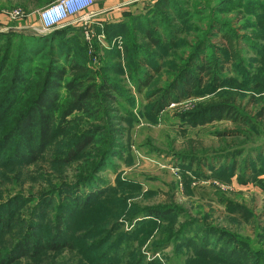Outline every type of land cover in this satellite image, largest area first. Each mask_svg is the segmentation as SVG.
Wrapping results in <instances>:
<instances>
[{
    "label": "rangeland",
    "instance_id": "1",
    "mask_svg": "<svg viewBox=\"0 0 264 264\" xmlns=\"http://www.w3.org/2000/svg\"><path fill=\"white\" fill-rule=\"evenodd\" d=\"M57 1L0 0V56L8 47L14 57L19 52L36 50L39 45L44 49L58 45V41L45 44L32 38L59 33L72 56L90 58L89 66L99 82L109 79L119 84L125 96L120 98V104L131 115L117 113L119 109L111 100L106 104L115 109L107 115L119 116L107 120L113 128L102 119L75 113L69 117L66 129L54 131L40 161L26 165L14 160L0 167V204L18 201L0 210L5 219L0 223L2 241L28 234L35 212L38 226L32 237L53 244L56 225L63 223L65 216L62 237L57 241L74 246L44 251L38 242L35 257L31 248L30 255L15 264H136L133 259L137 254L144 258L142 264H263L264 116L256 119L253 128L230 120L199 127L184 122L182 116L197 111L210 95L172 102L159 114H152L146 94L166 88L174 78L171 70L164 67L152 84L139 93L132 85L133 70L127 69L125 38L116 37L113 32L109 41L105 27L127 21L130 26L136 14L145 13L156 0H95L85 12L44 30L40 13ZM225 1L175 0L185 25L184 40L173 50L161 48L156 54L163 64L175 56L185 59L206 37L215 47L223 46L220 35H216L219 28L234 31L238 35L240 61L234 71L225 73L228 78L219 91L236 96L241 116L255 118L257 110L252 99L261 90L256 84L264 73V0ZM158 22L162 23V19ZM129 26L124 31L127 37H131ZM138 45L143 47L145 43L140 40ZM32 55L37 58L35 63L30 62L35 70L48 63L44 52L35 51ZM117 63L121 65L120 72L104 70L107 66L117 68ZM9 76L6 71L2 80ZM96 111L97 108L92 112ZM93 126L104 129L79 157L69 162L55 161L65 156L67 146L81 128ZM107 150L109 155L97 168ZM82 178L89 183L80 184V193L87 196L86 193L103 189V201H94L91 207L75 206L76 184ZM40 192H46L47 198L37 207ZM27 199L33 201L29 203ZM171 204L178 212L165 219L153 218L146 212L132 217L137 210H168ZM60 205H65L60 211L63 215H59ZM119 207L122 211L110 229L106 223L102 224L105 232L94 228L104 222L102 218L107 213ZM72 208L76 213L68 217ZM183 227V238L174 239L165 247L162 243L157 245ZM108 236L109 243L118 241L116 253L104 263L99 262L101 257L88 259L91 253L97 256L105 250L109 243L101 242Z\"/></svg>",
    "mask_w": 264,
    "mask_h": 264
},
{
    "label": "trees",
    "instance_id": "2",
    "mask_svg": "<svg viewBox=\"0 0 264 264\" xmlns=\"http://www.w3.org/2000/svg\"><path fill=\"white\" fill-rule=\"evenodd\" d=\"M227 1L229 0L225 2ZM148 9L145 13L136 14L130 26L127 25V21L108 25L105 30L109 41L113 39V32L116 33V37L123 35L125 38L123 45L129 54L127 69L129 71L133 70V73L129 72L132 85L139 93H143L152 84L164 67L167 66L171 70L174 78L166 88H163V90L157 88L151 94H146L151 113L154 115L159 114L172 102H180L190 97L210 95L202 102L204 105L197 111L183 115V121L190 123L192 127L203 126L216 120H230L246 126L250 125L252 128L255 127L256 119L258 120L259 117L264 116V73L256 84L261 87L258 92L259 95L256 93V96L252 99L253 108L257 110L255 118L241 116L236 104V96L230 94L229 91H219L222 83L228 78L225 73L234 71L235 66L240 61V51L237 48L238 35L232 30L226 32L219 28L216 35H220L219 39L222 41L223 46L215 47L206 37L205 40L195 46L187 58L182 59L175 56L171 61H166L163 64L156 52H159L161 48L173 50L178 42L184 40L185 25L180 20V6L175 4V0H156L154 5ZM200 11L203 12L202 9ZM160 19H162V23L158 22ZM128 26L130 27L131 37L124 34ZM32 39L45 41V44L58 41L59 44H51L46 49L39 45L36 50H30L25 54L19 52L14 57L12 56L11 47H8L0 56V167L12 164L14 160L26 165L40 161L51 144L54 131L66 129L69 126V117L75 113L83 114L93 120L102 119L106 122V126L113 128L112 123H108L107 120L119 116L107 115V112L115 109L106 104V101L111 100L116 103V107L119 109L117 113L131 115L120 104V98L125 96L119 88V84L109 79L99 82V78L89 66L90 58L81 57V59H78L72 56V53L66 47L63 35L50 33L44 37ZM139 39L145 43L143 47L138 45ZM185 42L188 44L187 38ZM115 49V53L118 52V48ZM35 51L44 52V59H49L48 63L44 62L42 68L38 71L30 63L37 61V58H33L32 55ZM131 51H134L132 56H130ZM216 51H219L220 54H216ZM117 65V68L111 69L107 66L104 70H118L115 72L118 73L122 68L120 63H117ZM6 71H9L10 76L2 80ZM96 108V113L92 112ZM93 113L95 114L93 115ZM90 115H93V117ZM103 129L100 126L81 128L80 134L67 146L65 156L63 158L58 157L55 161L69 162L79 157L84 148L92 143ZM189 140L192 141V139ZM111 150L112 146L110 147ZM108 151L104 152L100 158L97 168L105 162L109 155ZM91 175L89 179H92ZM88 183L85 178L77 182L75 196L78 200L77 203L75 202L76 207L80 208L82 205H84V208L85 206L91 207L93 204L90 203L99 199H101L100 201L104 200L105 191L103 189H98L94 193H86L87 196L80 193V184L85 185ZM46 195V192L39 193L37 207L44 202L43 200L47 198ZM32 201L33 199L26 200L29 203ZM17 202V200H12L0 204V210ZM171 205L172 208L168 210L159 207L137 210L132 214V217H138L140 213L146 212L153 218L165 219L167 215L178 212L177 207L174 208V205ZM64 206L60 205L58 207L59 215H63L60 211L63 210ZM73 210V208L69 210L68 217H72L76 213ZM121 211L122 208L119 207L117 211L107 213L102 218L104 222H101L99 226H94V228L104 231L106 226L102 227V224L106 223L107 228L110 229L118 220L117 214ZM64 217L61 219L63 223L56 225V233L53 236V239L56 240L53 244H50L40 237L36 239L32 237V231H35L38 226L35 221L36 213L33 212L28 234L15 240L14 237H11L9 239L3 238L2 241V237H0V264H15L23 257L29 256L31 248L32 257H35L38 251L36 246L38 242L43 245L44 251L46 249L51 251H60L66 248L74 249L72 243L57 241L58 239L61 240L62 237V227L66 222ZM3 222H5V219L0 215V223ZM108 229L106 235L109 234ZM184 230L185 227L177 231L173 237H167L157 245L162 243L164 245L162 247H165L174 239L183 238ZM110 237L108 236L102 240L101 245L106 242L109 243ZM117 242L116 240L110 241L105 250L97 256L91 253L88 259L94 260V258L101 257L99 262L104 263L105 259H109L116 253L118 249ZM124 254L126 255V249ZM143 260L144 258L140 254L135 255L133 259L136 264H142ZM148 264L153 263L149 262Z\"/></svg>",
    "mask_w": 264,
    "mask_h": 264
},
{
    "label": "built area",
    "instance_id": "3",
    "mask_svg": "<svg viewBox=\"0 0 264 264\" xmlns=\"http://www.w3.org/2000/svg\"><path fill=\"white\" fill-rule=\"evenodd\" d=\"M95 0H58L43 9L40 21L44 30L59 26L66 20L85 12L94 5Z\"/></svg>",
    "mask_w": 264,
    "mask_h": 264
}]
</instances>
